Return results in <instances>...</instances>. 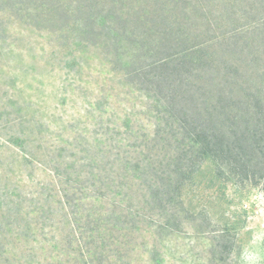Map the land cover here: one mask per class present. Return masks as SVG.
I'll list each match as a JSON object with an SVG mask.
<instances>
[{
	"label": "trees",
	"instance_id": "16d2710c",
	"mask_svg": "<svg viewBox=\"0 0 264 264\" xmlns=\"http://www.w3.org/2000/svg\"><path fill=\"white\" fill-rule=\"evenodd\" d=\"M11 20L102 47L166 113L152 129L115 125L81 156L27 149L53 180L27 211L0 191V264H134L146 248L159 264L207 161L225 182L264 184V0H0V40Z\"/></svg>",
	"mask_w": 264,
	"mask_h": 264
},
{
	"label": "rangeland",
	"instance_id": "374dc122",
	"mask_svg": "<svg viewBox=\"0 0 264 264\" xmlns=\"http://www.w3.org/2000/svg\"><path fill=\"white\" fill-rule=\"evenodd\" d=\"M4 31L0 191L12 201L21 197L24 211L32 195L53 180L46 160L30 161L27 149L40 158L44 150L55 153L64 148L81 156V148L105 146L115 125L152 129L166 113L161 101L125 82L124 73L114 69L102 47L20 21L6 23ZM5 135L29 141L25 147L12 145ZM195 180L184 194L190 216L160 243L159 264H212L213 256L217 264H222L217 260L221 256L226 264H264L263 180L225 182L214 176L208 161ZM200 211L208 215L201 226L206 231L198 229L201 220H194ZM36 215L32 208L27 218ZM148 253V248L140 250L133 263L146 264Z\"/></svg>",
	"mask_w": 264,
	"mask_h": 264
}]
</instances>
